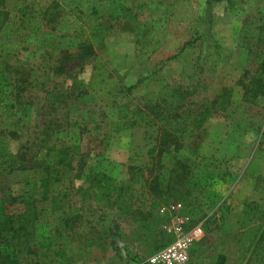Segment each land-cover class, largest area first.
Here are the masks:
<instances>
[{"label": "rangeland", "instance_id": "rangeland-1", "mask_svg": "<svg viewBox=\"0 0 264 264\" xmlns=\"http://www.w3.org/2000/svg\"><path fill=\"white\" fill-rule=\"evenodd\" d=\"M56 1L65 10L79 8L82 14L95 18L94 22L113 13L128 23L125 29L115 24L104 38L92 41V45L95 56L119 83L139 80L140 88L127 96L130 104L143 103L165 83L188 87L192 90L188 97L191 102L209 100L225 85L231 102L225 112L207 119L195 143L175 153H164L159 159H151L146 153L155 144L153 126L123 128L110 133L105 144L89 142L84 146L88 138L78 142L77 126L96 120L101 114L115 122L112 111L90 93L52 107L46 103L44 92L54 86H85L91 58L74 67L66 65L65 72L57 73L53 69L57 51L42 49L41 37L16 40L0 31V97L13 102L19 98L14 117L20 123L18 136L2 138V146L12 151L27 147V152L41 159L44 150L39 141L43 131L53 127L58 138L80 145L84 166L83 175L74 180L76 185H86V177L100 173L122 182L127 177L126 166L132 164L145 169L153 167L152 173L159 174L163 187L168 169L180 160L189 168V181L204 189L200 203L205 217L195 223L188 219L190 225L201 227L202 236L190 249L195 258L186 264H215L219 254L225 256L223 264H246L244 242L250 239L256 226L242 215L243 203L254 200L264 209V96L254 104L240 99L241 87L237 81L243 70L254 68V62L253 38L243 36L239 29L242 20L264 14V0H232L230 5L226 1L207 5L204 0ZM122 12H125L123 17ZM155 13L168 18L157 28L152 49L146 55H138L134 34L127 27L133 22L131 15L135 14V20L140 23ZM88 19L81 21L85 23ZM195 36L198 37L194 39ZM192 39L178 52L185 40ZM58 43L67 46L71 42L62 36ZM212 43L218 45V50L213 51L218 59L211 55L206 60L205 45ZM18 85L23 86L19 93L15 89ZM0 184L4 195H25L27 190L24 184H6L1 170ZM172 201L185 204L183 197L161 198L152 205L146 220L120 217L103 206L104 223L112 226L115 222L118 234L112 239L106 236L104 243L92 247L62 240L60 250L65 253V259L48 264H137L134 259L138 255L158 249L168 238L160 227L163 218L157 210Z\"/></svg>", "mask_w": 264, "mask_h": 264}, {"label": "trees", "instance_id": "trees-1", "mask_svg": "<svg viewBox=\"0 0 264 264\" xmlns=\"http://www.w3.org/2000/svg\"><path fill=\"white\" fill-rule=\"evenodd\" d=\"M220 1L233 3L232 0H204L207 5ZM121 16H125V12ZM85 17L89 19L83 23L81 20ZM167 18L155 13L139 23L135 14L131 15L133 22L127 27L134 34L133 44L138 55H146L152 49L157 28ZM94 21L95 18L82 14L77 7L65 10L56 0H0V31L16 40H23L25 36L41 37L42 49L57 51L53 66L57 73L65 72L66 65L74 67L91 58L85 86H54L44 92L46 103L52 107L90 93L98 96L103 107L112 111L115 122L101 114L98 119L77 126L78 142L88 138L84 146L89 142L105 144L110 133L123 128L153 126L156 128L155 144L146 153L151 159H159L164 153H175L195 143L201 137L207 119L225 112L229 106L230 91L225 85H221L211 99L191 102L188 97L192 90L172 83L161 85L155 95L147 97L143 103L130 104L127 96L140 88L139 80L119 83L95 56L92 45V41L104 38L106 31L115 24L125 29L128 23L113 13H108L99 22ZM239 32L253 38L254 62V68L243 70L237 81L241 87L240 99L254 104L264 96V14L242 20ZM62 36L70 38L71 43L61 46L58 42ZM194 39L185 40L178 52ZM205 49L208 60L214 55L213 51L218 50V45L206 44ZM213 57L218 59V56ZM20 85L15 88L18 93L23 90ZM18 99L13 102L0 97V170L6 184H24L27 190L25 195H4L0 184V264H48L63 260L62 240L83 247L100 246L106 236L112 239L118 234L115 222L112 226L104 223L103 206L111 208L120 217L146 220L157 200L183 197L182 211L191 222L205 217L200 203L203 186L189 181V168L180 160L174 161L168 169L163 187L159 174L152 173L153 167L145 169L132 164L126 166L127 177L122 182L100 173L86 177V185H76L74 180L83 175L84 166L80 145L58 138L53 127L45 129L39 141L44 150L41 159L27 152V147L15 151L3 147L2 138L18 136L20 123L14 117ZM243 206L242 215L256 226L250 239L244 242L245 262L264 264V209L254 200L246 201ZM166 239L161 245L169 240ZM111 242L113 244L114 240ZM190 249L186 263L195 258ZM138 260H135L137 264H145ZM224 260L225 256L219 254L215 264H223Z\"/></svg>", "mask_w": 264, "mask_h": 264}, {"label": "built area", "instance_id": "built-area-1", "mask_svg": "<svg viewBox=\"0 0 264 264\" xmlns=\"http://www.w3.org/2000/svg\"><path fill=\"white\" fill-rule=\"evenodd\" d=\"M157 211L163 218L160 227L169 240L148 254L138 255L135 260L145 264H186L189 249L202 236L201 227L189 224L188 216L177 201L160 205Z\"/></svg>", "mask_w": 264, "mask_h": 264}, {"label": "crops", "instance_id": "crops-1", "mask_svg": "<svg viewBox=\"0 0 264 264\" xmlns=\"http://www.w3.org/2000/svg\"><path fill=\"white\" fill-rule=\"evenodd\" d=\"M230 102H231V100H230Z\"/></svg>", "mask_w": 264, "mask_h": 264}]
</instances>
